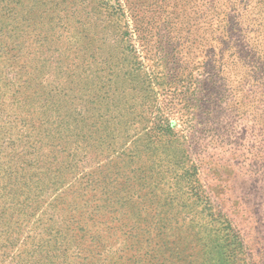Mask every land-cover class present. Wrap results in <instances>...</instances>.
<instances>
[{"label": "rangeland", "instance_id": "374dc122", "mask_svg": "<svg viewBox=\"0 0 264 264\" xmlns=\"http://www.w3.org/2000/svg\"><path fill=\"white\" fill-rule=\"evenodd\" d=\"M7 2L17 8L16 0ZM42 2L26 52L38 69L45 59L50 68L71 59L79 97L90 96L85 115L93 140L103 129L100 123L106 132L116 126V151L124 161L112 163L118 184L110 197L123 199L128 211L144 219L155 218L177 237L184 250L179 264L200 261L201 243L208 264H228L222 248L227 231H237L243 241L237 264H264V120L258 124L254 113L244 116L238 106L243 95L246 109L254 103L235 47L239 29L264 50V3ZM58 20L63 29L52 28ZM158 117L169 120L176 140L146 146L148 136L159 135L149 124ZM81 156L84 173L104 164L96 153ZM180 237L187 239L181 243ZM123 238L107 244L108 259L126 248Z\"/></svg>", "mask_w": 264, "mask_h": 264}, {"label": "trees", "instance_id": "16d2710c", "mask_svg": "<svg viewBox=\"0 0 264 264\" xmlns=\"http://www.w3.org/2000/svg\"><path fill=\"white\" fill-rule=\"evenodd\" d=\"M7 1L0 0V264L182 263L184 250L177 237L156 225L155 218L144 219L128 211L123 199L110 197L109 190L118 184L112 178L116 176L112 163L124 161V154L116 151L119 135L116 126L106 132L100 123L103 129L93 140V126L85 115L90 96L79 97V77L71 59L65 57L61 60L65 65L58 68H50L49 59L43 61V68L32 65L26 50L42 0H16L17 8ZM60 20L53 29H63ZM238 31L237 61L244 87L253 90L254 105L245 108V95L237 103L244 116L254 113L261 124L264 50L247 39L243 30ZM149 124L159 135L148 136L146 146L175 139L167 118L158 117ZM91 152L104 164L84 173L81 155ZM27 230L31 236H24ZM224 235L227 262L237 264L236 253L240 255L243 248L241 235L237 231ZM121 237L126 248L116 259H108L111 252L105 247ZM186 239L180 237V242ZM200 246L201 260L184 264H208L204 260L208 249Z\"/></svg>", "mask_w": 264, "mask_h": 264}]
</instances>
